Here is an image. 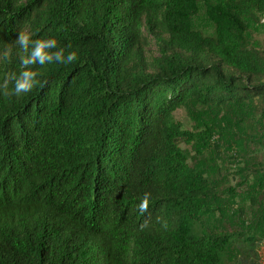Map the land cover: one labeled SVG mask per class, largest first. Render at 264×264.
Instances as JSON below:
<instances>
[{"label":"trees","instance_id":"trees-1","mask_svg":"<svg viewBox=\"0 0 264 264\" xmlns=\"http://www.w3.org/2000/svg\"><path fill=\"white\" fill-rule=\"evenodd\" d=\"M202 1L0 0V79L24 70L22 53L2 55L21 29L78 57L33 65L30 93L0 94V264H224L229 243L238 264L260 262L264 224L199 223L208 181L175 112L193 100L264 113V46L247 33L264 0L210 4L213 35L192 24Z\"/></svg>","mask_w":264,"mask_h":264},{"label":"rangeland","instance_id":"rangeland-1","mask_svg":"<svg viewBox=\"0 0 264 264\" xmlns=\"http://www.w3.org/2000/svg\"><path fill=\"white\" fill-rule=\"evenodd\" d=\"M224 0H205L192 19L193 27L206 35L215 32L210 4ZM248 37L252 45L264 46V14L258 23L248 20ZM157 51L152 41L149 55ZM249 104L239 103L221 108L200 107L193 100L175 112L184 127L195 133L193 144L182 149L208 181L206 195L200 198L205 208L201 225L215 231L249 232L264 224V174L257 173L262 154L253 143L264 137V113ZM209 130V143L202 140V132ZM224 264H238V252L229 243L224 251ZM261 260L264 264V246Z\"/></svg>","mask_w":264,"mask_h":264},{"label":"clouds","instance_id":"clouds-1","mask_svg":"<svg viewBox=\"0 0 264 264\" xmlns=\"http://www.w3.org/2000/svg\"><path fill=\"white\" fill-rule=\"evenodd\" d=\"M70 47V46H69ZM17 50L20 55V63L23 66L19 73H7L0 79V94L6 96H20L21 94L30 93L36 87L38 72L31 69V66H44L49 64L70 65L78 59L75 51H68L65 54L64 47H58L55 38H38L33 39L31 33L21 29L14 41L3 48L2 55L4 58H11ZM11 85V88H10ZM140 213L143 214L148 210L147 195L138 204ZM145 224L141 227H145Z\"/></svg>","mask_w":264,"mask_h":264}]
</instances>
